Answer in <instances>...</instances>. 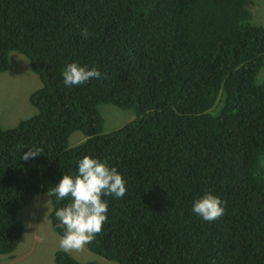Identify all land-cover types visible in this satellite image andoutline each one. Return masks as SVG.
Here are the masks:
<instances>
[{"label": "trees", "instance_id": "obj_1", "mask_svg": "<svg viewBox=\"0 0 264 264\" xmlns=\"http://www.w3.org/2000/svg\"><path fill=\"white\" fill-rule=\"evenodd\" d=\"M250 0H0V72L25 57L39 87L30 115L0 125V255L12 257L17 212L84 156L126 181L105 196L103 230L87 251L115 264H264V26ZM87 28L92 35L82 38ZM76 62L99 79L66 87ZM133 118L102 131L98 105ZM77 131V141L69 136ZM70 144V145H69ZM28 148L42 153L21 159ZM224 202L212 222L192 212L206 193ZM50 228L70 201L47 196ZM52 264L80 262L53 252Z\"/></svg>", "mask_w": 264, "mask_h": 264}, {"label": "clouds", "instance_id": "obj_2", "mask_svg": "<svg viewBox=\"0 0 264 264\" xmlns=\"http://www.w3.org/2000/svg\"><path fill=\"white\" fill-rule=\"evenodd\" d=\"M90 35L92 33L87 28L81 31L82 38L87 39ZM62 76L64 85L72 87L99 79L101 73L95 67L71 62L66 65ZM41 153L40 148H28L21 159L35 158ZM126 193V181L115 167H109L98 158L84 156L78 163L77 175H63L58 184L47 192V196L54 195L57 200L70 201L55 212L64 228L59 247L65 252L82 251L103 230L108 211L104 197L123 198ZM223 203L221 198L209 192L193 202L192 212L204 221L212 222L224 214Z\"/></svg>", "mask_w": 264, "mask_h": 264}, {"label": "rangeland", "instance_id": "obj_3", "mask_svg": "<svg viewBox=\"0 0 264 264\" xmlns=\"http://www.w3.org/2000/svg\"><path fill=\"white\" fill-rule=\"evenodd\" d=\"M252 12L251 21L264 26V0H250ZM9 67L0 72V125L3 128L13 127L20 119L32 112L28 103V95L39 87L35 74L28 69L27 60L19 53L8 54ZM264 80V65L258 71L256 82ZM102 119V131L116 129L133 118L130 110L119 109L111 104L98 105ZM80 133L74 131L69 136V142L77 141ZM70 145V144H69ZM49 200L46 193H39L27 206L17 212V217L23 223V230L12 257L0 255V264H52L53 252L59 247L62 238L53 232L46 214L49 211ZM80 262L98 261L101 264H115L105 260L84 248L82 251L68 252Z\"/></svg>", "mask_w": 264, "mask_h": 264}]
</instances>
